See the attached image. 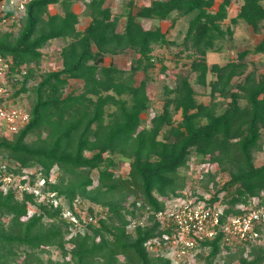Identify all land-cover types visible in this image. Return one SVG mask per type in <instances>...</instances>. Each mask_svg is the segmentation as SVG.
Wrapping results in <instances>:
<instances>
[{
    "label": "trees",
    "instance_id": "trees-1",
    "mask_svg": "<svg viewBox=\"0 0 264 264\" xmlns=\"http://www.w3.org/2000/svg\"><path fill=\"white\" fill-rule=\"evenodd\" d=\"M104 1L88 0L89 20L77 28L73 0H33L23 15L0 31V54L14 65H26L13 95L30 94L28 122L14 133L0 135V157L8 162L5 171L19 173L36 166L48 176L57 167L59 174L47 188L70 208L77 198L80 208L86 205L88 213L97 216L80 231L61 216V206L37 202L30 193L17 197L11 188L0 189V264H172L145 249L147 239L162 233L158 223L129 230L128 218L147 213L151 219L164 207V199L183 195L185 178L179 169L191 154L227 172L209 198L226 204V214L238 213L235 206L254 196L264 202V162L254 163L263 146L264 72L245 59L264 53V33L252 48L237 51L222 64L208 65L205 59L217 40L232 34L231 24L239 19L258 31L264 20L262 0H241L228 24L223 22L231 0H150L118 13ZM57 3L62 12L50 13L48 6ZM132 4L130 0L129 7ZM187 14L181 50L190 52L194 82L209 87L211 100H198L188 76L179 75L172 87H164L161 109L143 124L150 104L148 70L156 62L165 69L162 59L153 56V45L177 44L167 30ZM141 19L168 25L144 27ZM55 38L64 39L61 66L40 71L42 48ZM125 53L134 54L128 67L104 62L106 55ZM248 64L253 66L247 70ZM137 72L145 76L136 82ZM73 80L81 82L80 89L66 92ZM215 95L227 99L219 113ZM120 160L128 163L125 175L116 171ZM29 204L36 209L27 215ZM208 244L205 264H219L213 260L221 247L227 250L221 264H264V243L237 245L234 250L220 245L218 238ZM50 246L61 260L48 256L44 261L41 254Z\"/></svg>",
    "mask_w": 264,
    "mask_h": 264
},
{
    "label": "built area",
    "instance_id": "built-area-1",
    "mask_svg": "<svg viewBox=\"0 0 264 264\" xmlns=\"http://www.w3.org/2000/svg\"><path fill=\"white\" fill-rule=\"evenodd\" d=\"M32 1L0 0V31L23 15ZM26 71L25 64L14 65L10 57L0 54V135L16 132L30 118L29 106L21 104L22 95H13ZM7 164V161L0 159V189L3 191L11 188L17 197L30 193L37 202L45 201L53 207L61 206V216L80 231L86 229L87 223L96 222L97 216L89 214L86 205L79 207V199L75 198L70 208L62 196L47 188V183L55 181L51 171L45 176L39 167L34 166L12 173L5 171ZM182 196H172L176 199L170 203V199H164V207L153 212L151 219L147 213L128 218L129 230L152 222L158 223L162 233L144 243L149 253L162 254L172 264H189L199 252H208V242L213 239L218 238L220 245H227L230 250L237 245L259 242L264 231V202H260L259 197L254 196L247 204L237 207L240 210L238 213L226 214V205H221L218 200L210 202V197ZM93 208L102 211L97 205ZM99 215L103 214L99 212Z\"/></svg>",
    "mask_w": 264,
    "mask_h": 264
},
{
    "label": "rangeland",
    "instance_id": "rangeland-1",
    "mask_svg": "<svg viewBox=\"0 0 264 264\" xmlns=\"http://www.w3.org/2000/svg\"><path fill=\"white\" fill-rule=\"evenodd\" d=\"M88 0H73L72 8L75 12L78 13V24L77 28H82L88 21L89 18V10L86 7V2ZM130 0H105L104 5L110 6L113 12H120L125 11L127 8L131 10H135L136 7L146 4L147 1L150 0H131L132 5L127 4ZM218 1V0H217ZM241 0H231L230 4L227 7V18L223 23H229L230 18L234 16L239 8ZM264 3V0H262ZM217 4V2H216ZM128 5V7H127ZM50 12H62V7L60 3L52 4L49 6ZM171 15H177L172 13ZM189 14L185 16H179L174 24L173 27L168 28L167 36L171 39H174L177 44L164 46V45H153L152 54L156 58H161L162 63L165 66V69L162 70L160 64L158 62L155 63L154 67L148 70L149 81H148V89L147 93L150 99L149 108L144 116L143 124L148 125L150 118L153 114L158 112L161 109L162 99L164 95V87L167 85L172 87L175 83V79L177 76L187 75L192 86L196 90V97L198 100L203 101L205 103H209L211 98L209 95V87L208 86H200L194 82V73L190 71L189 67V56L188 51L181 50L182 45L180 42L183 39V34L187 26V20L189 18ZM124 22V17H120L119 24L121 25ZM141 22L144 27L155 28L156 26H160L162 29H166L168 25V21H160L158 19H141ZM222 23V24H223ZM10 25V24H9ZM7 25L6 28L9 26ZM224 25V24H223ZM232 34L230 36L225 35L221 39L215 42L214 48L207 50L205 59L207 64H211L214 62L224 63L225 61L232 59L235 57L237 51L242 50L244 48H252L253 44L256 41L257 36L264 33V20L259 24V28L257 32H253L248 26L246 22L239 19L236 23L231 24ZM68 40V39H67ZM63 38H55L50 40L46 45L42 48V59L39 64L40 71L55 69L59 66V49L60 46L63 44ZM134 54L125 53L120 54L117 56H108L106 55L104 58V62L107 63L108 61L117 64L120 67H128L133 58ZM248 62H253L254 66L257 69V72L262 73L264 72V53H251L246 56L245 58ZM253 64H248V69H250ZM145 74L143 72H137L135 75L136 82L140 79H143ZM211 78V75L207 76V80ZM81 86V82L78 80H73L70 84L66 87V92L70 89L79 90ZM21 104L24 106L30 105V94L28 92H24L21 96ZM215 105L216 113H219L223 110L226 106L227 99H223L218 95H215L212 98ZM241 102H243L241 100ZM177 117V114L174 116ZM262 149L257 151L254 156V163L259 165L260 163L264 162V132L262 135ZM3 161H7L6 159ZM204 159V158H203ZM202 157L191 154L188 157V160L184 166L179 169V173L184 176L185 178V185L182 189L183 196H191V195H198L205 198H209L212 196L216 188H219L223 181H225L228 177L227 172H223L219 170V168L212 163H209L207 160L203 161ZM116 171L120 174L125 175L128 171V163L125 160L119 161V166ZM59 174V170L57 167H53L51 170V176L56 179V176ZM210 174L214 176V178H210ZM95 182V177H94ZM224 192L222 191L219 194V197H222ZM264 197V192L261 194ZM182 196V197H183ZM176 197V196H175ZM175 197L168 196L166 199H170L168 203L175 201ZM132 199L129 198L128 201ZM218 201L221 205H224L219 199ZM256 201V200H255ZM93 207H96V204L91 203ZM226 205V204H225ZM242 204H237L235 207H242ZM222 207V206H221ZM36 207L32 204L28 205V214L32 213ZM6 220V219H5ZM74 229V228H73ZM75 230V229H74ZM68 235H66L67 237ZM259 243H264V231L261 235ZM70 246V244H66ZM236 248V247H235ZM234 248V249H235ZM233 249V250H234ZM49 252L41 254V257L46 260L49 256L53 260H61V256L56 248L53 246L48 247ZM227 250L225 248L220 249L219 253L214 257V262L221 264L225 257ZM199 253H203L202 258L196 257L191 263L189 264H205L204 255H206V251H201ZM22 259V255L18 257L20 261Z\"/></svg>",
    "mask_w": 264,
    "mask_h": 264
},
{
    "label": "crops",
    "instance_id": "crops-1",
    "mask_svg": "<svg viewBox=\"0 0 264 264\" xmlns=\"http://www.w3.org/2000/svg\"><path fill=\"white\" fill-rule=\"evenodd\" d=\"M148 3H149V1L146 2V4H148ZM240 3H241V2H240ZM127 4L129 5V1H128ZM51 5H52V4H51ZM128 5H127V7H128ZM239 5H240V4H239ZM263 5H264V3H263ZM49 6H50V5H49ZM49 6H48V10H49ZM127 9H128V8H127ZM127 9H126V10H127ZM126 10H125V11H126ZM125 11L123 10V11H121V12H125ZM227 11H228V10H227ZM237 11H238V9H237ZM49 12H50V11H49ZM50 13H54V12H50ZM236 13H237V12H236ZM77 14H78V13H77ZM235 15H236V14H235ZM235 15H234V16H235ZM232 17H233V16H232ZM78 18H79V17H78ZM88 20H89V18H88ZM87 22H88V21H87ZM83 27H84V26H83ZM63 42H64V41H63ZM108 62H109V61H108ZM108 62H107V63H108ZM116 65H117V64H116ZM60 66H61V64H60V61H59V66H58V67H60ZM58 67H57V68H58ZM55 69H56V68H55ZM260 164H261V163H260Z\"/></svg>",
    "mask_w": 264,
    "mask_h": 264
}]
</instances>
